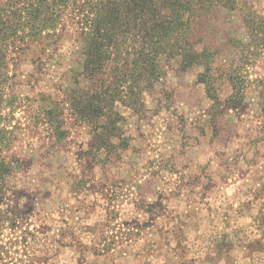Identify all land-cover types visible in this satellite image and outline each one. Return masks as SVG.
Here are the masks:
<instances>
[{"label":"rangeland","instance_id":"374dc122","mask_svg":"<svg viewBox=\"0 0 264 264\" xmlns=\"http://www.w3.org/2000/svg\"><path fill=\"white\" fill-rule=\"evenodd\" d=\"M237 1L193 21L208 69L161 56L108 117L70 102L91 84L77 8L45 50L13 47L0 264H264V0Z\"/></svg>","mask_w":264,"mask_h":264},{"label":"trees","instance_id":"16d2710c","mask_svg":"<svg viewBox=\"0 0 264 264\" xmlns=\"http://www.w3.org/2000/svg\"><path fill=\"white\" fill-rule=\"evenodd\" d=\"M237 3V0H0V142L6 139L1 121L6 107L3 85L11 78L13 47L26 51L32 46H42L45 50L49 45L47 38L51 44L56 43L61 38L58 28L72 8L74 12L77 8V14L71 16L76 37L85 46L80 75L91 84L81 87L78 79L70 102L76 114L94 119L111 116L116 102L135 109L140 103V92L151 91L164 76L161 56L181 58L184 67L197 64L208 69V62L200 60L205 52L195 50L193 21L197 17L207 18L218 7L233 10ZM12 165L3 158L0 179L10 176ZM2 195L1 185L0 198Z\"/></svg>","mask_w":264,"mask_h":264}]
</instances>
